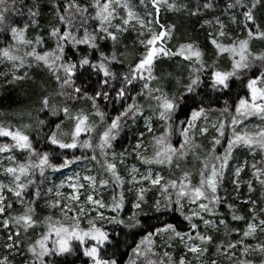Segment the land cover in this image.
<instances>
[{
	"label": "snow or ice",
	"instance_id": "snow-or-ice-1",
	"mask_svg": "<svg viewBox=\"0 0 264 264\" xmlns=\"http://www.w3.org/2000/svg\"><path fill=\"white\" fill-rule=\"evenodd\" d=\"M17 3L0 0V32L10 35L7 46L0 47V63L11 65L10 84L31 79L28 69L33 67L45 71L56 87L51 92L42 88L37 112L59 118V122L38 115L35 124H0V138L9 141L0 144V153L8 154V164L0 161V176L6 177V182L0 181V264H69L70 257L81 255L86 258L82 264H118L114 257L119 242L108 256V245L113 241L105 224L131 231L144 227L140 217L150 212L178 213L183 227L168 221L159 227H144L145 234L133 247L129 264H222L218 257L227 264H257L248 259L257 254L261 257L259 264H264V48L256 50L252 46L255 40L264 41V0H226L223 7L218 0H197L193 6L182 0H137L135 6L131 0H67L64 4L57 0L52 5L54 15L48 20L47 36L55 42L50 49L44 47L45 36L40 32L34 38L28 34L29 28H40L38 0L28 8L22 26L9 22L6 15L9 11L24 15ZM137 8H143V13ZM162 9L188 17L215 13L214 19L201 23V27L214 29L207 34L212 46L210 58L192 38L168 46L177 35V25L160 23ZM129 31L136 32L134 46L138 43L143 51L134 62H127L126 71L115 70L116 65L123 67L126 63L128 45L122 38ZM105 43H110L109 51L102 47ZM174 57L186 67L187 79L180 90L168 91L165 82L175 79L180 84V79L171 72L156 75V63ZM221 57L229 67H219ZM254 68L258 69L255 73ZM21 69H25L22 74ZM93 75L97 79L89 94L86 85H77V79L90 81ZM205 75L214 91L231 90L233 79L242 80L244 88L243 95L237 94L235 112L228 122L222 119L211 124L216 135L206 151L196 137L209 132L208 126L199 123L207 122V110L203 106L189 107L188 103L190 97L198 95ZM137 84V96L142 100L129 97ZM127 98L132 103L105 123L98 101L120 102ZM81 100L90 102L92 110L79 106ZM222 112L229 113V108L226 106ZM180 113L185 119L179 118ZM27 116L31 121L30 112ZM253 118L260 123H245ZM138 119H143L145 132L139 133L132 153L145 169L133 165L126 168L125 177L119 166L125 165L130 153L127 149L119 153L110 150L122 124ZM101 124L105 126L97 133ZM227 128L231 132L226 136ZM93 133H97L95 143ZM174 137H178L175 142ZM40 141L48 146L47 150L37 149ZM218 147H223L222 154ZM237 149L247 150L253 162L244 159L231 168L229 175ZM67 150H73L71 159L66 158ZM75 150L81 154L75 155ZM17 152L26 154L23 161L16 159ZM257 154L259 160L255 159ZM54 157H60V162H54ZM86 161L93 162L100 171L93 174ZM80 163H84V174L74 172L65 181L48 187L46 197L51 198H44L38 205L48 170L55 173ZM249 167L251 177L244 181L249 198L242 201L248 205L247 214H238V206L229 201L228 195H221V190L230 178L233 192L239 193L241 173ZM125 184L135 193L127 218L121 215ZM256 185L261 195L252 199ZM32 186L35 191L30 193ZM110 186L111 199L106 200L104 192ZM153 189L159 197L150 202L148 193ZM222 204L232 221L244 222L243 228L230 227L219 212ZM38 206L44 210L38 211ZM212 233L223 239L217 240Z\"/></svg>",
	"mask_w": 264,
	"mask_h": 264
},
{
	"label": "trees",
	"instance_id": "trees-1",
	"mask_svg": "<svg viewBox=\"0 0 264 264\" xmlns=\"http://www.w3.org/2000/svg\"><path fill=\"white\" fill-rule=\"evenodd\" d=\"M11 2V0H9ZM33 0H18V3L16 5L17 9H19L21 12L24 13V15H20L15 11H9L6 15L8 16L9 22H14L16 25H23L27 21V11L28 8L32 6ZM39 7H40V28H29V38H34L35 34L40 32L42 35L45 36V45L44 47L46 49L53 48L55 46V42L52 39H49L47 36V32L49 30L50 25L48 24V20L53 17L54 15V9L52 7L53 4L57 3V0H38ZM67 0H59L60 4L66 3ZM83 2H90V0H83ZM133 4H137V0H132ZM182 2L188 3L189 6H193L197 3V0H182ZM218 3L223 7V5L226 3V0H218ZM139 10H142L143 8H138ZM237 11H241L237 9ZM215 13L213 12H202L200 16L197 17H188L184 14H176L168 12L165 9H162L159 14V21L161 24H172L175 23L177 25V35L173 38V40L169 43V47H173L177 45L180 42H184L188 38H192L197 40L202 47H204L208 53V57L211 56L212 46L208 44L207 42V34L209 31H213L214 29H210L209 27H201V23L204 19H214ZM221 19L227 21L226 16H221ZM242 19V18H241ZM41 29H43V32H41ZM232 29L234 30V26H232ZM243 35V33H241ZM123 42L124 44L128 45V55L125 65L122 67L120 65L115 66V70H122L126 71V64L127 62H134L138 58V54L143 51L142 47L136 43L134 46V41L137 39V34L135 31H129L124 34L123 36ZM10 41V35L7 32H0V47L7 46V44ZM253 48L258 50L260 48H264V41L261 40H255L252 44ZM102 47H104L105 51H109L111 48L110 43L102 44ZM121 51H124L123 46L120 47ZM84 51H87V49H84ZM219 67L221 68H227L229 67V62L224 58L221 57V61L219 64ZM25 69L20 70V74L23 73ZM31 79L23 80V81H16L14 83H8V81L12 78V68L11 65L8 63H0V124H11L13 126L20 125L21 123H27L32 122L35 124L36 117L39 115L40 118L49 120L51 122H59V118L55 117H49L45 113L37 112V108L39 107L38 100L39 97L43 94L42 88L47 89V91L51 92L53 88L56 87L55 82L51 80L47 73L41 69L33 67L32 69H28ZM258 69H253L252 72H257ZM171 72L173 73V76L180 79V84L176 83L175 79H171L165 82L166 89L168 91H176L180 90L183 83L186 82L187 79V70L186 67L183 65V62L180 61L179 57H174L172 59L163 58L158 59L156 63V75H161L162 73ZM97 77L93 75L91 77V80L89 81L87 78H80L77 79V85L84 84L87 86V90L89 94L93 91L95 88V81ZM205 83L201 86L200 89H198V95H195L194 97L189 98V107L192 106H203L207 110V114L216 112H221L223 117L225 119L230 117V114H234L235 112V104L237 102V94L243 95L244 88H243V81L242 80H235L231 81V90H225V91H214L211 86L210 82L208 81L207 75L203 77ZM155 84V82H153ZM140 89V85H135L132 92L129 93V97H136L137 100H142L141 97L137 96V91ZM114 95V93H113ZM203 100L204 103L201 105L200 101ZM132 103V100L130 98L125 99L124 101L115 102V101H109L108 103H105L102 99L98 101V105L100 107V110L105 113V123H110L112 118H115L121 111L124 110L127 104ZM79 106L84 107L87 111H91V105L90 102L81 100L79 102ZM229 108V113H223L222 110L225 107ZM31 113V121H29V117L27 116V113ZM21 114L23 115V119H21ZM215 115V114H214ZM216 116V115H215ZM221 116V117H222ZM221 117H218L216 119H221ZM179 118L181 120L185 119V116L183 113L179 114ZM94 120H98L97 117H92ZM141 121L142 119H138L135 123L132 121H127L126 124H122V127H125L123 131H120V135L117 137L115 141H113V149L110 151H115L117 153L123 151L124 149H127L129 153L132 151V145L136 142L138 130L141 131ZM104 124H101L100 127L97 129V133L104 127ZM155 126L157 129H159V122L155 123ZM145 132V131H141ZM97 133H93V143L96 142V135ZM137 133V134H136ZM136 134V135H135ZM34 135V134H33ZM212 135H206V136H198L197 134V142L202 144L204 146L205 151L210 149L211 144V137ZM83 139L87 138V135L82 136ZM145 142L147 143L149 139V134H146ZM178 137H174V142L177 140ZM9 142L7 138H0V144ZM37 149H43L47 150V145L43 143V141H40L38 144H36ZM150 153V150H149ZM73 150H67L66 151V158L71 159L73 156ZM80 150H75V155H80ZM24 155L21 153H15L16 159L19 161H23ZM91 155V153H89ZM203 155V153H202ZM131 154L127 156V158H130ZM237 156V155H235ZM238 156L240 157H246L249 164H251L252 158L248 155L247 150L243 151L240 150L238 153ZM54 162L59 163L60 157H54ZM134 158L130 159L133 160ZM0 161H3L5 163V159L2 157ZM189 161L191 162V157H189ZM84 163H87L90 166H95V173L96 171H100L98 166H96L93 162L86 161ZM72 164L71 166L67 168H62L59 172L53 173L51 170H48L46 173L47 176L56 177L60 172L68 171L69 169H80L81 164ZM231 165V162H230ZM84 166V165H83ZM121 166H119V170L121 174L123 175V171L121 169ZM165 176H168L169 173L166 169L161 170ZM231 172V168L229 170V175ZM249 168H246L244 172L241 173V188L239 193L233 192V185L230 182V178L226 179L224 182V188L221 190V195H228L229 201L235 203L238 206V214H247V208L248 205L242 203V201L249 197L248 190L246 183H244V175H250L249 174ZM176 175H179L177 172ZM37 180H39V177L37 176ZM46 190H47V181L41 186V201L38 202L39 204L43 203L44 198H51L46 197ZM125 190V207L121 215L124 218H127L129 215H131L132 208H131V202L135 199V193L134 191L130 192L127 191V185L124 186ZM30 193L35 191V186H32L30 188ZM112 195L111 186L108 190L104 192V198L106 200H110ZM261 195V190L259 185H256V191L251 194L252 199H258ZM233 196H237L238 199L232 200ZM159 193L153 189L151 192L148 193V199L151 202L153 199L158 198ZM27 199V197H26ZM17 209H19V205L15 206ZM41 207L38 206V211H43ZM219 212L224 214V218L228 220L230 227H237V228H243L244 222L243 221H232L231 216L228 213V209L224 207L222 204L219 208ZM159 217L157 219L156 217ZM140 220L142 221V224L144 227L147 226H162L164 221L172 222L180 224L181 227H183L182 218L179 216L178 213L174 212H167V213H149L147 216H141ZM144 227L138 228V229H132L129 231L128 229H125L120 226L111 225V224H105V230L110 233V239L113 241V244L108 245V256H112L111 249L113 248L115 242H119V251L115 255V259L117 260L118 264H129V258L133 256L132 249L135 246L136 243H139L142 236L145 234ZM214 237L219 240L223 239L222 235H217L216 233H212ZM0 235H2V232H0ZM234 238V237H233ZM2 242V241H0ZM169 251H172L169 249ZM3 252V249H0V253ZM239 255V253H237ZM222 264H227V262L224 260L223 257H218ZM86 258H84L82 255L72 258H69V264L74 260L75 264H82V261H84ZM248 259H253L254 261L259 264V261L261 257L257 254L254 256L248 257Z\"/></svg>",
	"mask_w": 264,
	"mask_h": 264
},
{
	"label": "rangeland",
	"instance_id": "rangeland-1",
	"mask_svg": "<svg viewBox=\"0 0 264 264\" xmlns=\"http://www.w3.org/2000/svg\"><path fill=\"white\" fill-rule=\"evenodd\" d=\"M131 2H132V0H131ZM132 4H133V2H132ZM133 5L135 6V4H133ZM136 10L142 13V10H139L138 8H137ZM214 114H215L216 116H215ZM222 115H223V114H222L221 112L213 113V115H212L211 113H209V114H207L208 120H207L206 123H205L203 120L199 122L202 126H208V127H209V132H208V135H209V136L212 135V134H214L213 136L216 135L215 130L211 128V124L214 123V122H216V121H218V119H216V118L221 117ZM222 119L225 120V122L227 123L228 120L230 119V117L227 118V119H225V118L222 116L221 119H219V120H222ZM245 123H260V121H259V120H256L255 118H253L252 121H246ZM122 126H123V125H122ZM124 128H125V127H121V130L123 131ZM140 129H141V131H145V129H144V121H143V119H142V121H141V127H140ZM141 131L138 130V134L136 133V134H137V137H138V135H139V133H140ZM230 132H231V129H230V128H227V129H226V136H227L228 134H230ZM136 134H135V135H136ZM198 136L200 137L199 134H198ZM213 136H212V137H213ZM212 137H211V139H212ZM222 144H223L224 147H226V144H227L226 139L222 140ZM240 150H243V149H237V150L234 152V159L231 161V167H230V168H234L235 165H236L237 163H240V162H242L244 159H247L246 157H243V156L240 157V156H238V153H239ZM217 151H218V153L222 154V153H223V147H218ZM243 151H245V150H243ZM130 154H131L130 158H129V157L126 158L125 165H122V166H121V169H122V171H123V175H124L125 177H127V171H126V168H127V169H130L133 165H135L136 167L140 168L141 171H144V169H145V166L142 165V164H140V162H139L138 160H136V158H135V154H133L132 151H131ZM148 154H150V153H148ZM6 155H8V154L0 153V159H1L2 157L5 159V156H6ZM235 155H237V156H235ZM132 158H134V159H133V160H130V159H132ZM250 158H252V161H253V157H250ZM255 159H256V160H259V159H260L259 154H257V156L255 157ZM5 163L8 164V161H7L6 159H5ZM88 163H89V162H88ZM83 165H84V164H81V165H80V166H81L80 169H73V168H71V169H69L68 171L60 172L55 178L52 177L51 175L48 176L49 178H48V180H46V181H47V188H48V187H52L54 184H59L61 181H65L66 178L69 177V176H72L74 172H80L81 175H83V174H84V166H83ZM88 166H89V167H92V166H90V163H89ZM94 167H95V166L92 167L93 170H95ZM245 170H246V169H245ZM96 172H97V171H96ZM249 172H250V173H249L250 175H244V180H247V179H249V178L251 177V169H250V167H249ZM93 174H95V171H93ZM0 181H4V182H6V177H4V176H0ZM126 185H127V184H126ZM128 187H129V185H127V191H128ZM64 191H68V189H64ZM248 198H249V197H246L244 200H246V199H248Z\"/></svg>",
	"mask_w": 264,
	"mask_h": 264
}]
</instances>
